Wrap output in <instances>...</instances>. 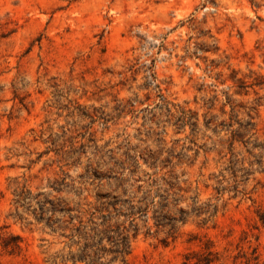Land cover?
Instances as JSON below:
<instances>
[{"label":"rangeland","instance_id":"374dc122","mask_svg":"<svg viewBox=\"0 0 264 264\" xmlns=\"http://www.w3.org/2000/svg\"><path fill=\"white\" fill-rule=\"evenodd\" d=\"M131 65L135 73L128 71ZM242 83L247 86L243 90ZM225 93L246 107L228 130L220 125L230 122V105L222 113ZM214 96L218 101L209 109ZM128 101L133 110L125 107ZM177 107L198 119L194 132L190 125L179 131ZM250 108H255L253 120ZM205 115L215 117L210 128ZM249 121L255 130L232 152L237 168L252 173L238 172L242 193L236 195L225 170L231 154L221 141ZM70 137L74 149L87 145L81 165L53 163L59 158L55 150ZM127 148H136L144 158L160 153L166 166L151 169L141 160L134 177L112 173L129 180L118 191L107 180L98 188V181L91 185L88 180L93 195L103 187L112 192L110 200L136 204L151 190L150 201L158 202L156 194L165 195L164 185L149 175L158 179L173 172L188 192L171 193L166 222L180 210L211 207L205 208L209 213L177 222L176 239L168 245L161 240L169 227L145 236L146 217L137 215L141 232L131 240L125 262H111L113 255L106 254L98 263L183 264L187 253L203 252L206 246L215 253L216 264L264 262V0H0V264H89V254L84 261L72 259L83 240L38 222L36 204L17 203L18 194L24 189L47 192L48 180L63 173L78 178L105 151L119 155ZM172 150L186 156L182 165H176ZM217 179L226 191L214 189ZM93 195L89 201H95ZM174 199L179 201L174 204ZM214 205L218 212L210 217ZM157 208L150 206V226ZM10 235L22 239L14 253L2 247L1 238ZM103 245L111 247L107 240Z\"/></svg>","mask_w":264,"mask_h":264},{"label":"trees","instance_id":"16d2710c","mask_svg":"<svg viewBox=\"0 0 264 264\" xmlns=\"http://www.w3.org/2000/svg\"><path fill=\"white\" fill-rule=\"evenodd\" d=\"M189 24L191 27L195 25V19H189ZM194 27V26H193ZM201 35H203L201 33ZM204 50H202L203 52ZM212 68L211 66H207V69ZM128 71L134 73L137 71L135 69V65H131L128 68ZM122 75V74H121ZM261 85V84H257ZM240 89H245L247 87L244 83L240 86ZM240 93V92H238ZM247 94V92H245ZM227 97V102L223 104L222 113H226L224 111V107L228 104L231 107V115L230 122L226 123L222 122L220 125L223 126V129H229L233 126V120L235 116L238 115V111L240 109H246V107L242 104H234L231 98L225 93ZM217 96H214L211 99V106L209 109H212L214 103L217 100ZM166 106L170 103L165 102ZM129 107L130 110H133L134 104L132 101H128L125 107ZM178 109V117L177 124L179 127V131L184 129L186 125H190L192 127V132L198 126V119L192 116H187L188 113L185 109ZM255 110V108H250L248 116L250 120H253L251 112ZM171 112V110H168ZM193 119H196L193 121ZM215 117H211L208 119V115L204 116L205 126L210 128V125L214 122ZM255 124L249 121L248 123L240 124L239 129L232 131L231 135L228 139L222 140L221 143L227 144V148L229 150L228 154H231V157L228 161V166L225 168L230 174V180L232 183V189L236 191V195H238V172L244 171L245 175H250L251 169H238L237 166L239 164V160L235 159V155L232 152L234 145L236 143H246L245 138L252 134V131L255 130ZM214 132L217 133V127L214 129ZM63 135H67V132H64ZM90 136H93L90 133ZM74 137H70L65 140L64 144L60 149L55 150L57 160H54L53 163L57 162H68L67 166L77 167L81 165V157L84 153H86V144H82L79 148L74 149ZM90 141H94V139H90ZM192 143H195L193 139L190 140ZM109 145L107 143L103 149ZM69 148L66 150V148ZM102 149V150H103ZM95 155L99 154V150L96 147ZM211 150H205V153H209ZM221 153V152H219ZM227 154V155H228ZM171 157H176L178 160L176 165L183 164V156L182 154H174V150L170 151ZM225 155V156H227ZM264 155H261L263 158ZM166 162L172 163V159L170 157L166 158ZM141 160L151 169L157 168L159 165L165 167L163 164L165 161L160 160V153L157 155L149 156L148 158L143 157V153H137L136 148H127V150L119 155L115 154L114 149H109L105 151V153L101 156V159L96 163L89 162L86 167V173L84 175H80L78 178H72L68 174L63 173V176L59 178H54L48 180L46 188L49 191L44 193L33 194L30 190H22L18 194L17 203L22 205L26 204H36V208L34 209V213L38 222H44L49 228L52 229L53 232H56L60 229L65 236L64 233L70 231V237H77L80 240L84 241L83 246L81 247V252L78 256L73 255L72 259L74 261L81 260L84 261L86 259V255L89 254L91 256V262L89 264H101L98 263L101 258H103L106 254H112L113 257L111 262L117 261L118 259H122L123 263L125 262V257L129 255L131 250V240L137 239L141 232L140 226L136 223V216L146 217L144 228H146L145 236L157 235L160 231H164L167 227L169 229L165 232L166 236L161 242L164 245L169 244V239H176V227L175 224L177 222H181L184 224L187 220V217L193 213L201 216L203 213H209V210H205V208L211 207L210 204H207L206 207H193L190 212L180 210L177 215L171 216L170 221L166 222L168 217L167 213L170 212V196L171 193L174 192L175 189H178V194L183 191L188 192V188H183L179 186V177L174 175L173 172H168L158 179H154L152 175H149V179H151L154 183L160 181L164 185L165 195H158L161 199L156 202L153 199L150 201V192L148 190L144 192V195L140 197L136 204H133L131 201L122 200V199H114L110 200V196L112 192L104 191L103 187L98 189L96 195L91 193V190L85 184L86 181L92 180L91 185H95V182L98 181V186L103 185V181L107 180L109 182V188L112 191H118L123 188L129 180L118 177L117 175H112V173L123 174L124 172H128L130 177L136 176L141 171ZM244 161V159H243ZM243 163V162H242ZM164 165V166H163ZM188 165L191 167L194 165V162H188ZM252 162H250V166H252ZM104 168V172H100L99 170ZM93 170V176L90 175V171ZM149 174V173H148ZM199 176H204L200 174ZM213 175H210V177ZM219 176H223V180L226 179L224 174L221 172ZM218 178V176H216ZM114 182H111V181ZM223 180L217 179V186H215V190L218 193H222L221 191H226L227 188L224 187L221 189L220 185H222ZM139 181V180H137ZM196 183L199 184L200 180L197 179ZM208 188L209 185L205 184ZM142 186H138L136 192L134 193V197H137L140 192ZM87 192L88 194L83 198L82 195ZM66 193L67 196H72L73 198L69 200L68 197L63 196ZM126 193V192H124ZM175 194V192H174ZM173 194V195H174ZM93 195L95 201H89V197ZM231 197L230 199L234 198ZM179 200H173L172 203L176 204ZM154 204L157 205L158 208L155 211L153 216L154 224L153 226L148 225L149 217L148 212L150 206ZM31 206V205H30ZM167 213H164V212ZM218 212V206L214 205V210L211 212V216H214ZM125 217V220L122 222L119 221V217ZM155 230L153 231V229ZM68 237V236H67ZM2 247L4 250L14 253L17 250L21 249L20 242L22 241L21 237L10 235L9 237H2ZM111 245L110 248L104 246V241ZM77 243H80L78 241ZM195 259V260H193ZM257 259V258H256ZM218 261L215 253H213L209 247H205V251L197 252L192 251L185 255V261L183 264H216ZM264 264V262L262 263Z\"/></svg>","mask_w":264,"mask_h":264}]
</instances>
